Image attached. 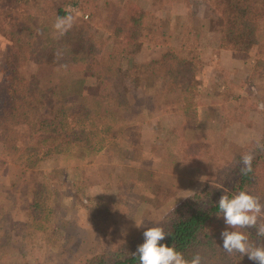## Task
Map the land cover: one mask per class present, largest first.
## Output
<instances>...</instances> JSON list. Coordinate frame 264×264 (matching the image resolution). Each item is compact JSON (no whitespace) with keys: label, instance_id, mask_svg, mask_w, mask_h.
<instances>
[{"label":"rangeland","instance_id":"374dc122","mask_svg":"<svg viewBox=\"0 0 264 264\" xmlns=\"http://www.w3.org/2000/svg\"><path fill=\"white\" fill-rule=\"evenodd\" d=\"M38 1L48 12L67 9L72 25H88L105 48L113 46L114 27L123 23L125 12L140 8L148 19L168 21L170 43L184 44L200 58L199 84L185 90L186 98L166 90L162 70L159 80L143 81L134 89L129 94L133 115L128 126L123 124L116 137L109 136L104 148L70 149L24 164L25 158L17 163L20 166L9 163L2 172L0 243L5 238L6 244L1 264H83L173 209L196 203L197 196L221 193L239 157L263 139L264 19L257 32L262 44L243 54L219 49V35L203 10L189 16L187 3L178 0ZM162 50L146 43L136 59L148 62L161 57ZM86 68L85 61L55 66L30 61L23 69L27 75L37 73L42 84L61 75L64 84L78 78L86 87L94 86L97 80ZM21 128L24 142L35 143L36 136L29 137L27 127ZM34 178L40 182V203L32 193ZM36 200L41 219L32 220ZM92 204V210L102 212L100 237L88 214ZM135 220L142 223L140 228Z\"/></svg>","mask_w":264,"mask_h":264},{"label":"trees","instance_id":"16d2710c","mask_svg":"<svg viewBox=\"0 0 264 264\" xmlns=\"http://www.w3.org/2000/svg\"><path fill=\"white\" fill-rule=\"evenodd\" d=\"M2 1L0 35L8 40V54L6 62L0 65L6 83L5 89L0 90V176L9 163L18 165L25 158L24 164L37 161L40 156H58L70 149L104 148L109 136L116 137L123 124L128 126L126 123L133 115L129 94L143 81L159 80V70L164 72L161 79L166 80V90L178 97L186 98L185 90L199 84L196 71L200 58L191 55L186 45L176 47L170 43L171 33L165 30L171 28L168 21L148 19L140 8L125 12L123 23L114 27L113 46L105 48L104 42L84 23L72 25L65 35L57 37L53 25L57 17L68 15L63 8L48 12L38 0ZM178 1L187 3L189 16L203 10V16L219 35V49L248 54L262 44L257 32L264 19V0H217L212 4L207 0ZM146 43L163 47L161 57L148 62L137 60V54ZM58 50L62 52L59 59ZM30 61L51 66L85 61L86 72L97 81L88 87L84 79L78 78L64 84L63 76L59 75L55 81L42 84L37 73L24 72L23 68ZM81 90H86V94H79ZM24 126L29 137L36 136L35 143L24 142L21 131ZM260 142L264 143V137ZM249 152L254 155L251 173L246 176L240 173V156L221 193L197 196L196 203H185L189 206L173 209L155 224L143 226L133 237L118 239L116 246L98 251L83 264H139L138 257L131 253L144 242L146 228L156 225L173 234L159 243L169 246L174 243L186 259L190 260L199 252L205 264H255L247 255H229L224 251L220 234L227 225L223 217H217L218 202L225 194L231 198L240 191H247L264 204V151L257 149L255 143L246 149V153ZM33 180L32 193L40 203L43 197L38 189L40 182L37 178ZM94 207L88 205V214L100 237L104 222H101L102 212L92 210ZM38 208L36 200L29 214L32 220L39 218ZM242 231L253 244H264V238L257 237L254 229ZM1 234L0 231V237ZM5 244V238H1V253Z\"/></svg>","mask_w":264,"mask_h":264},{"label":"clouds","instance_id":"9594fccd","mask_svg":"<svg viewBox=\"0 0 264 264\" xmlns=\"http://www.w3.org/2000/svg\"><path fill=\"white\" fill-rule=\"evenodd\" d=\"M72 20L70 14L57 17L53 25L57 37H62L71 29ZM56 55L59 59L62 52L58 50ZM256 147L264 151V143L260 140L256 141ZM253 159L254 155L251 152L242 155L240 168L242 175L246 176L253 171ZM218 209L217 217H223L227 225L220 234L224 251L229 255L234 253L247 255L255 264H264V244H253L246 232L242 231L254 229L257 237L264 238V204L260 198L247 191H240L231 198L225 194L218 202ZM135 226L140 228L142 223L135 220ZM171 235L172 232L165 231L162 226L146 228L143 232L144 242L131 254L138 257L139 264H205V258L199 252L189 260L176 249L174 243L171 246L159 243Z\"/></svg>","mask_w":264,"mask_h":264},{"label":"crops","instance_id":"0c3cea01","mask_svg":"<svg viewBox=\"0 0 264 264\" xmlns=\"http://www.w3.org/2000/svg\"><path fill=\"white\" fill-rule=\"evenodd\" d=\"M7 42L4 39V37H2L0 35V65H3L6 62V58H7V54H8V47H7ZM3 73L0 72V89H4L5 88V84H3Z\"/></svg>","mask_w":264,"mask_h":264}]
</instances>
